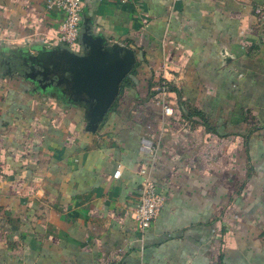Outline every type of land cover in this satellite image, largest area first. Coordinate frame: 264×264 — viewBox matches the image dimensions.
<instances>
[{"label": "crops", "instance_id": "0c3cea01", "mask_svg": "<svg viewBox=\"0 0 264 264\" xmlns=\"http://www.w3.org/2000/svg\"><path fill=\"white\" fill-rule=\"evenodd\" d=\"M81 1L75 49L88 28L135 54L95 132L25 76L71 49L58 12L0 0V264H264V0ZM141 170L165 195L143 238Z\"/></svg>", "mask_w": 264, "mask_h": 264}, {"label": "water", "instance_id": "95a60500", "mask_svg": "<svg viewBox=\"0 0 264 264\" xmlns=\"http://www.w3.org/2000/svg\"><path fill=\"white\" fill-rule=\"evenodd\" d=\"M81 47L72 50L57 45L41 47L20 58L29 65L25 76L36 80L41 89L55 88L70 103L86 107L85 129L95 132L119 94L123 79L134 63L133 49L84 28Z\"/></svg>", "mask_w": 264, "mask_h": 264}, {"label": "built area", "instance_id": "2783aa9c", "mask_svg": "<svg viewBox=\"0 0 264 264\" xmlns=\"http://www.w3.org/2000/svg\"><path fill=\"white\" fill-rule=\"evenodd\" d=\"M111 1V0H99ZM127 2L131 0H118ZM46 11H56L60 15V22L58 26L57 40L63 43L72 50H76L74 46L78 43L82 23V1L81 0H46ZM256 13L262 18L264 17L261 8L255 9ZM164 111L166 114L172 112V109L165 106ZM142 150L151 153L153 147L151 143L143 139ZM143 176L138 186V199L133 209V215L138 224V230L141 238L145 236L146 231L152 226L160 214V211L165 202V195L158 185L152 181L145 171L141 170ZM121 174L120 168L114 173L113 177L118 178Z\"/></svg>", "mask_w": 264, "mask_h": 264}, {"label": "flooded vegetation", "instance_id": "af4514ba", "mask_svg": "<svg viewBox=\"0 0 264 264\" xmlns=\"http://www.w3.org/2000/svg\"><path fill=\"white\" fill-rule=\"evenodd\" d=\"M26 67H27L26 74H27V73H30L29 65H27ZM29 78H30V76H29ZM36 80H37V79H36ZM36 80L30 78V81L32 82L34 88H39L40 90H42V91H44V92L47 91L48 93H54V92H55V88L44 89V90L41 89V88L38 86L39 84H37ZM45 95H55V96H57L58 98L64 99V97L61 96L60 94H45Z\"/></svg>", "mask_w": 264, "mask_h": 264}, {"label": "trees", "instance_id": "16d2710c", "mask_svg": "<svg viewBox=\"0 0 264 264\" xmlns=\"http://www.w3.org/2000/svg\"><path fill=\"white\" fill-rule=\"evenodd\" d=\"M127 77H125L124 79H123V81L121 82V85H120V87L123 89V87H124V85H126V83H127Z\"/></svg>", "mask_w": 264, "mask_h": 264}]
</instances>
